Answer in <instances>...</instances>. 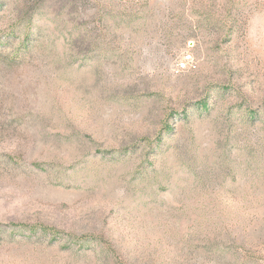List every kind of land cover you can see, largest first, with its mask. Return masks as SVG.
I'll return each instance as SVG.
<instances>
[{
	"label": "rangeland",
	"instance_id": "rangeland-1",
	"mask_svg": "<svg viewBox=\"0 0 264 264\" xmlns=\"http://www.w3.org/2000/svg\"><path fill=\"white\" fill-rule=\"evenodd\" d=\"M0 264H264V0H0Z\"/></svg>",
	"mask_w": 264,
	"mask_h": 264
},
{
	"label": "built area",
	"instance_id": "built-area-1",
	"mask_svg": "<svg viewBox=\"0 0 264 264\" xmlns=\"http://www.w3.org/2000/svg\"><path fill=\"white\" fill-rule=\"evenodd\" d=\"M194 65V59L193 56L188 54L185 55L180 62L177 64L178 70L179 71H184L189 69L190 67H192Z\"/></svg>",
	"mask_w": 264,
	"mask_h": 264
}]
</instances>
